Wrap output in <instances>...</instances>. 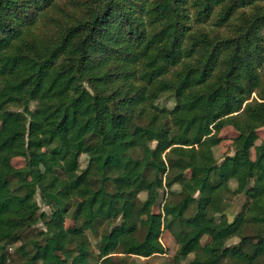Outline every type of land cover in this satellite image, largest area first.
Here are the masks:
<instances>
[{"label":"trees","instance_id":"trees-1","mask_svg":"<svg viewBox=\"0 0 264 264\" xmlns=\"http://www.w3.org/2000/svg\"><path fill=\"white\" fill-rule=\"evenodd\" d=\"M229 126L234 155L209 162ZM262 128L264 0H0V264L20 241L24 264H90L86 232L105 224L107 264L165 255L163 229L191 264H264ZM226 193L247 199L236 228Z\"/></svg>","mask_w":264,"mask_h":264},{"label":"rangeland","instance_id":"rangeland-1","mask_svg":"<svg viewBox=\"0 0 264 264\" xmlns=\"http://www.w3.org/2000/svg\"><path fill=\"white\" fill-rule=\"evenodd\" d=\"M222 33H226L225 31H222ZM63 70V62L60 60L56 67L53 70V74H57L58 72ZM252 99H257V95L253 94ZM160 107L167 106L168 108H172L174 106V102L172 101L171 97L164 96L158 103ZM220 139L221 142L217 146L209 148L205 152V158L209 162H221L225 157L227 156H233L235 153V146L234 141L238 137L237 131L229 126L225 127L221 133H220ZM264 140V128L259 130V140L257 141L256 145H260L261 142ZM155 143L152 145L155 147ZM253 157H254V151H252ZM87 156H82L80 159L81 162V168L85 169L87 167ZM13 164L17 168H21L24 166V161L22 159H15L13 161ZM43 175H48L49 168L46 165L41 166ZM187 176H190L189 171L186 172ZM74 179L77 180L81 177V173L78 172L74 176ZM230 186L232 190H235L237 187V184L235 181L230 182ZM60 191H64V186L60 185L58 187ZM86 186L80 187V193L83 194V192L86 190ZM180 191L181 187L179 185H175L171 190L163 188L160 191V197L159 200L155 206L154 212L155 213H161L162 208L164 205L170 203V202H179L180 201ZM147 198L146 193H142L140 195V200L145 201ZM79 197H76L75 200H78ZM36 201L40 205V212H48L50 213L52 210H58L56 206L53 207V209L45 206L43 199L40 194H37ZM247 203V199L243 195H233L232 193H226L223 196L222 206L223 210L232 225V228H236L240 221H241V212L244 209L245 204ZM192 211H194L193 208H191V211L188 215H191ZM143 222H146V218L144 217ZM169 222L168 219H165V224ZM79 226V224L75 223L71 218H68L65 223V227L72 229L74 226ZM111 228V226H110ZM109 226L106 224L98 227L96 231H90L88 230L86 232V235L89 239V249H90V256H89V262L90 264H107L104 263L102 260L98 259L99 254V244L101 241V237L103 234H105L108 230H110ZM44 229L42 224H38L34 228L30 229L24 236V240H30L37 236L39 232H41ZM145 230H141L139 233V238L142 239L144 236ZM162 244L165 246L167 253L165 255H162L161 257H153V258H140V257H128L124 256L121 252L116 253L113 255L111 261V264H191V261L195 258V255H190L187 259L181 260L180 258H177V253L179 249V245L176 242V238L174 235L171 234L168 230H164L162 232L161 238H160ZM203 244L207 242V238L203 239ZM240 238L234 237L229 242L228 245L234 246L239 244ZM23 241L17 242L11 246L8 247L7 250V256L8 257V264H24L26 256L23 254V252L19 251V248L23 245ZM31 250L30 246H27V250L25 253L29 252ZM226 264H246L239 260H228Z\"/></svg>","mask_w":264,"mask_h":264}]
</instances>
